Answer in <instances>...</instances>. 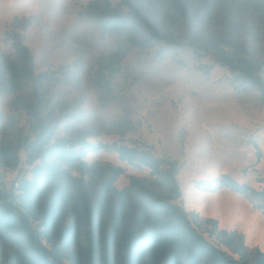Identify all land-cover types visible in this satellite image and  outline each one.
<instances>
[{"label": "rangeland", "instance_id": "374dc122", "mask_svg": "<svg viewBox=\"0 0 264 264\" xmlns=\"http://www.w3.org/2000/svg\"><path fill=\"white\" fill-rule=\"evenodd\" d=\"M89 1L0 0V145L22 146L39 122L56 137L112 142L118 138L113 123L129 122L127 140L179 162L181 197L176 201L201 219H216L219 228L237 230L249 249L264 253L260 209L226 187L209 192L194 186L196 180L227 173L239 183L261 187L256 177H264V97L257 88L243 89L239 78L218 65L215 46L250 60L264 79V0H132L146 20L180 44L162 53L164 43L131 42L132 36L142 41L148 31L126 24V7L119 10L124 23L102 36L98 16L86 12ZM15 17L31 22L16 28ZM12 32L22 35L27 53L12 46ZM189 39L209 47L208 54L196 58L186 46ZM252 140L262 153L257 162ZM18 155L16 167L0 165V183L15 170L31 168L23 148ZM84 160L123 168L114 182L118 189L130 175L151 184L147 169L120 162L114 152L101 150ZM85 178L95 185L101 175L95 171ZM71 215L67 208L62 227L72 223ZM84 229L63 254V263L91 264ZM40 242L51 250L50 242ZM23 245L0 234V264H39ZM109 264H119L118 258Z\"/></svg>", "mask_w": 264, "mask_h": 264}, {"label": "trees", "instance_id": "16d2710c", "mask_svg": "<svg viewBox=\"0 0 264 264\" xmlns=\"http://www.w3.org/2000/svg\"><path fill=\"white\" fill-rule=\"evenodd\" d=\"M114 1L115 5L111 0H90L86 6V12L98 16L102 36L109 30H118L124 23L119 10L126 7L129 15L126 24L148 31L142 41L137 42L132 36V43L152 46L164 43L160 52L180 45L171 34L146 20L132 0ZM30 22L26 17H15L12 24L24 28ZM10 38L13 47L28 52L22 44V35L12 32ZM186 46L196 58L209 52V47L193 39ZM215 52L218 65L239 78L243 89L257 88L264 97V79L250 60L231 55L222 47L215 46ZM113 124L117 126L118 138L112 142H93L85 135L56 137L52 128L39 122L22 146L0 145L1 166L16 167L18 149L23 148L33 174L21 179L15 193L0 190V234L22 240L24 252L37 256L39 264H66L62 261L63 254L75 243L81 226L86 227L84 249L91 264L100 259L109 264L112 258H118L119 264H264V253L249 249L237 230L219 228L216 219H201L197 212L186 210L182 202L176 201L181 197L177 181L180 164L176 159L155 155L146 143L127 140L125 133L132 129L129 122ZM252 144L257 162L262 153L256 141L252 140ZM101 150L116 153L122 163L147 169L151 184L130 175L126 185L116 188L114 182L124 172L123 168L91 166L84 160L88 154ZM95 171L101 179L94 185L85 176ZM256 180L261 183L259 189L224 173L213 179L196 180L194 186L209 192L226 187L246 197L264 215V177L258 176ZM67 208L73 221L62 227ZM32 223L36 230L31 229ZM41 239L51 243V250L41 245Z\"/></svg>", "mask_w": 264, "mask_h": 264}, {"label": "built area", "instance_id": "2783aa9c", "mask_svg": "<svg viewBox=\"0 0 264 264\" xmlns=\"http://www.w3.org/2000/svg\"><path fill=\"white\" fill-rule=\"evenodd\" d=\"M32 175L33 174H32L31 168L28 171L23 170L20 172H19V170H15L13 173V176L9 180L3 181L2 183H0V190L2 192H14L15 193V192H17V189L19 187V183H20L21 179L22 178H31ZM12 202L15 204L16 200H14ZM42 243L44 244V246H46L45 241L42 240ZM48 246H46V247H48Z\"/></svg>", "mask_w": 264, "mask_h": 264}]
</instances>
